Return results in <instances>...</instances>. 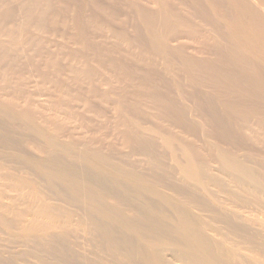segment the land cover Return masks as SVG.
<instances>
[{
	"label": "rangeland",
	"instance_id": "1",
	"mask_svg": "<svg viewBox=\"0 0 264 264\" xmlns=\"http://www.w3.org/2000/svg\"><path fill=\"white\" fill-rule=\"evenodd\" d=\"M0 216V264H264V0H0Z\"/></svg>",
	"mask_w": 264,
	"mask_h": 264
},
{
	"label": "bare ground",
	"instance_id": "2",
	"mask_svg": "<svg viewBox=\"0 0 264 264\" xmlns=\"http://www.w3.org/2000/svg\"><path fill=\"white\" fill-rule=\"evenodd\" d=\"M106 165V164H105ZM101 166V165H100ZM98 167V166H97ZM104 168H105V166H103ZM103 168V169H104ZM113 168V167H112ZM102 169V168H101ZM102 169V170H103ZM101 170V171H102ZM105 171V170H104ZM107 173V172H106ZM189 173V172H188ZM99 174V173H98ZM120 174V173H119ZM126 174V173H125ZM123 175V174H122ZM122 175H120L119 177H121ZM128 175V174H127ZM127 175H125V177L127 176ZM116 176H117V174H116ZM129 176V175H128ZM127 176V177H128ZM109 177V176H108ZM107 177V178H108ZM112 177H113V175H112ZM124 177V176H123ZM126 177V178H127ZM93 178V177H92ZM117 179V178H116ZM121 179V178H120ZM127 179H129V180H131L129 177L127 178ZM86 180H89V179H86ZM86 180L84 181V185L83 186H85L86 188H87V191H88V184H89V182L87 181L86 182ZM118 180V179H117ZM93 181V180H92ZM130 182H132V186H134L133 187V190H135V191H137V192H140L141 193V191L139 190L140 189V186L142 185V184H140V183H138V182H136L135 180H131ZM129 182V183H130ZM92 182H90V185L89 186H91L92 184H91ZM129 183H127V184H129ZM94 185V184H93ZM124 186H126L125 184H124ZM132 186L130 185V188H132ZM95 187V186H94ZM93 187V188H94ZM120 187H122V185L120 186ZM123 188V187H122ZM127 188V187H126ZM82 189V188H81ZM84 189V188H83ZM86 190V189H85ZM96 190H97V188H96ZM95 193V192H94ZM144 193H150V190H148V191H146V192H142V194H144ZM91 194V193H90ZM89 195V194H88ZM137 195V194H136ZM233 195V194H232ZM104 196V195H103ZM106 197V196H105ZM98 198V197H97ZM109 199V198H108ZM89 200V199H88ZM86 202V201H85ZM90 204V203H89ZM94 204V203H93ZM98 204V203H97ZM174 206H175V204H173ZM177 206V205H176ZM98 209V208H97ZM108 211V210H107ZM115 211V210H114ZM106 213V212H105ZM1 217V216H0ZM125 219V218H124ZM117 222V221H116ZM126 223H127V221H126ZM125 223V224H126ZM126 226V225H125ZM29 232H33V230H31V227L30 228H26V231H23V233H25V234H30ZM251 232V231H250Z\"/></svg>",
	"mask_w": 264,
	"mask_h": 264
}]
</instances>
